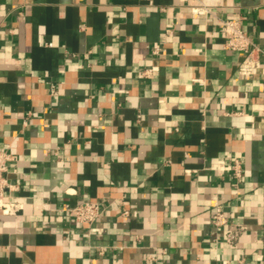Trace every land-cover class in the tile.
Here are the masks:
<instances>
[{
  "label": "crops",
  "instance_id": "obj_1",
  "mask_svg": "<svg viewBox=\"0 0 264 264\" xmlns=\"http://www.w3.org/2000/svg\"><path fill=\"white\" fill-rule=\"evenodd\" d=\"M226 18L260 49L246 78ZM0 151L23 205L0 264H264V0H0Z\"/></svg>",
  "mask_w": 264,
  "mask_h": 264
},
{
  "label": "built area",
  "instance_id": "obj_2",
  "mask_svg": "<svg viewBox=\"0 0 264 264\" xmlns=\"http://www.w3.org/2000/svg\"><path fill=\"white\" fill-rule=\"evenodd\" d=\"M198 15L206 16L210 10L204 4L195 7L193 10ZM222 29L225 36L224 48L241 54L242 61L239 65V75L246 78L252 75L261 66L260 49L252 42L249 35L242 29L240 19H222ZM13 161V156L7 152L0 151V211L3 214L14 216L23 209L21 203L12 202L6 199V190L10 187L7 174L8 164ZM232 172V185L239 188L243 182V166L239 159L230 162ZM105 207L98 202H83L73 209L75 219L86 225H93L104 212ZM123 216H128L129 211L124 210ZM212 224L218 230H224V240L228 245H235L245 230L244 226L225 229L230 224L223 207L220 204L214 206ZM155 260V258H154Z\"/></svg>",
  "mask_w": 264,
  "mask_h": 264
}]
</instances>
